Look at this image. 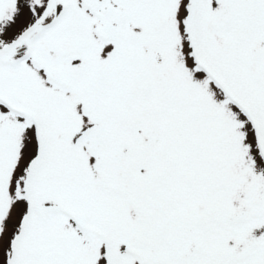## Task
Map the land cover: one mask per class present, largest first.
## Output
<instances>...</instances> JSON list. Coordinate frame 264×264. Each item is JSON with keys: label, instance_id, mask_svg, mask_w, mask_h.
I'll list each match as a JSON object with an SVG mask.
<instances>
[{"label": "snow or ice", "instance_id": "obj_1", "mask_svg": "<svg viewBox=\"0 0 264 264\" xmlns=\"http://www.w3.org/2000/svg\"><path fill=\"white\" fill-rule=\"evenodd\" d=\"M0 264H264V0H0Z\"/></svg>", "mask_w": 264, "mask_h": 264}]
</instances>
